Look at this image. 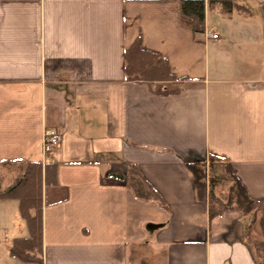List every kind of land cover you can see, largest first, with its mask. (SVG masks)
Returning <instances> with one entry per match:
<instances>
[{"label": "crops", "instance_id": "crops-1", "mask_svg": "<svg viewBox=\"0 0 264 264\" xmlns=\"http://www.w3.org/2000/svg\"><path fill=\"white\" fill-rule=\"evenodd\" d=\"M181 1L0 0V193L29 162L57 165L41 264L264 261L252 221L235 210L211 219L207 203L236 180L264 201V0L207 10L199 35ZM137 39L168 61L179 92L125 80ZM47 128L60 133L49 154ZM129 162L166 211L108 176ZM186 165L204 168V201ZM28 236L18 200L0 198V264H26L10 251Z\"/></svg>", "mask_w": 264, "mask_h": 264}, {"label": "trees", "instance_id": "trees-1", "mask_svg": "<svg viewBox=\"0 0 264 264\" xmlns=\"http://www.w3.org/2000/svg\"><path fill=\"white\" fill-rule=\"evenodd\" d=\"M234 8H241L235 0L181 1L182 15L191 21L190 29L194 35L203 34L207 10L229 14ZM124 73L127 82L146 84L157 95L167 96L180 91L179 79L171 72L168 61L155 52L143 49L138 39L124 52ZM186 168L191 172L198 200L204 201V168H192L190 165H186ZM56 171L57 165L54 163L29 162L19 181L0 193V198L18 200L20 215L29 230L28 237L13 240L10 251L13 257L23 263H42L44 192L47 188L57 186ZM108 176L122 182L136 200L155 203L161 210H167L161 195L144 179L135 163H125L124 168L112 170ZM207 203L209 218H216L226 210H235L256 223L264 233V201L252 200L237 180L220 195H209Z\"/></svg>", "mask_w": 264, "mask_h": 264}, {"label": "built area", "instance_id": "built-area-1", "mask_svg": "<svg viewBox=\"0 0 264 264\" xmlns=\"http://www.w3.org/2000/svg\"><path fill=\"white\" fill-rule=\"evenodd\" d=\"M211 40H218L219 36L217 34H208ZM60 142V133L54 128H47L43 134V152L49 154L53 152Z\"/></svg>", "mask_w": 264, "mask_h": 264}, {"label": "rangeland", "instance_id": "rangeland-1", "mask_svg": "<svg viewBox=\"0 0 264 264\" xmlns=\"http://www.w3.org/2000/svg\"><path fill=\"white\" fill-rule=\"evenodd\" d=\"M226 184L227 183L225 182V185ZM252 223H253V226H254V228H253V235H256V238H259V243H261V244H259V246L261 247L262 257H264V233H263V231H261V229L257 226L256 223H254V222H252ZM150 264H152V263L150 262Z\"/></svg>", "mask_w": 264, "mask_h": 264}]
</instances>
